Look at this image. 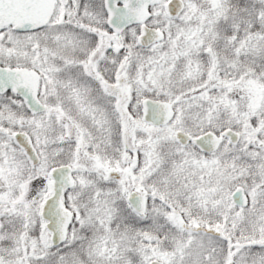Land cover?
<instances>
[{
    "label": "snow or ice",
    "instance_id": "6c2138e0",
    "mask_svg": "<svg viewBox=\"0 0 264 264\" xmlns=\"http://www.w3.org/2000/svg\"><path fill=\"white\" fill-rule=\"evenodd\" d=\"M0 264H264V0H0Z\"/></svg>",
    "mask_w": 264,
    "mask_h": 264
}]
</instances>
